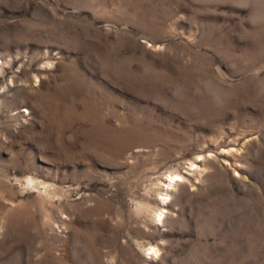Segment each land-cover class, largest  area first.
I'll use <instances>...</instances> for the list:
<instances>
[{
  "label": "rangeland",
  "instance_id": "1",
  "mask_svg": "<svg viewBox=\"0 0 264 264\" xmlns=\"http://www.w3.org/2000/svg\"><path fill=\"white\" fill-rule=\"evenodd\" d=\"M0 264H264V0H0Z\"/></svg>",
  "mask_w": 264,
  "mask_h": 264
},
{
  "label": "bare ground",
  "instance_id": "2",
  "mask_svg": "<svg viewBox=\"0 0 264 264\" xmlns=\"http://www.w3.org/2000/svg\"><path fill=\"white\" fill-rule=\"evenodd\" d=\"M179 176H180V175H178V174H176V175H172V176L170 177V180H172V181H176V182H177V179L179 178ZM180 177H181V176H180ZM180 179H181V178H180ZM171 183H172V182H171ZM174 183H175V182H174ZM166 200H167V199H166ZM162 214H163L162 212H160V213L157 214V219H158V220H161V218H162ZM150 249H151L150 254H152V255L157 251V250H155L154 247H151ZM156 254H157V253H156ZM154 256H155V255H154ZM154 256H153V257H154Z\"/></svg>",
  "mask_w": 264,
  "mask_h": 264
}]
</instances>
